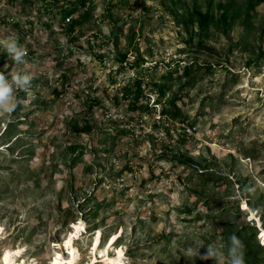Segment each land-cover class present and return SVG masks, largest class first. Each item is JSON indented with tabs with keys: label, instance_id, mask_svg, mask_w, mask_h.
I'll use <instances>...</instances> for the list:
<instances>
[{
	"label": "rangeland",
	"instance_id": "1",
	"mask_svg": "<svg viewBox=\"0 0 264 264\" xmlns=\"http://www.w3.org/2000/svg\"><path fill=\"white\" fill-rule=\"evenodd\" d=\"M84 2L63 20L80 0H0V72L31 77L0 114V257L22 246L50 264L73 234L87 264L100 229L101 248L117 232L123 264H231L233 234L245 264H264V0ZM226 8L240 17L199 24ZM193 61L213 68L184 77Z\"/></svg>",
	"mask_w": 264,
	"mask_h": 264
},
{
	"label": "trees",
	"instance_id": "2",
	"mask_svg": "<svg viewBox=\"0 0 264 264\" xmlns=\"http://www.w3.org/2000/svg\"><path fill=\"white\" fill-rule=\"evenodd\" d=\"M84 1L85 0H80L81 3L74 4L69 9H66V11L64 12L63 20H66V19L71 20L70 16L72 14H74L75 12H78L81 10V7L84 6V4H85ZM239 11L240 10L238 9L234 14H230L228 8H226L223 11L222 16L218 20H216L214 12H212L209 9L207 10V13L202 14L201 12H199V13H196V15H197V19L199 21V24L202 27H205V26H209L210 24L218 25L221 22H224L225 24L233 23L237 18L240 17ZM82 12H83L82 13V20H74L72 22V25H71L72 29L75 25L81 24L84 19H87V17H89L91 15V11L89 9H87L86 11H82ZM248 12H249V10H248ZM188 13L191 14L190 18L194 17L193 16L194 12L192 13V12L188 11ZM122 62H123V59L121 60V63ZM201 67H205V69H209V70L211 68H213L212 64H202V63H199L198 61H193V62H191L185 66L184 77H186V76L190 77V75L192 74V70H195V68L199 69ZM174 72L175 71L173 68L169 69L167 74L163 75L164 76L163 78L174 79L175 78ZM178 78L182 79L183 76L178 75ZM144 84H145V81L140 76H136L133 79V81L131 82V84L124 88L123 92L126 94V96L129 97L131 94L135 96L133 98V100H131V105L133 107H138V106H140V104L144 103L141 100V97L145 94L144 89H143ZM154 84L156 87H158V91H157L158 97L164 96L166 88H168V84L165 82H156V81L154 82ZM145 106L147 107V105H145ZM162 113L168 119L177 118L178 116L182 115V111L177 104V96L176 95L174 97H172L169 101H164ZM201 173H204V171Z\"/></svg>",
	"mask_w": 264,
	"mask_h": 264
},
{
	"label": "bare ground",
	"instance_id": "3",
	"mask_svg": "<svg viewBox=\"0 0 264 264\" xmlns=\"http://www.w3.org/2000/svg\"><path fill=\"white\" fill-rule=\"evenodd\" d=\"M248 206V205H247ZM247 208V207H246ZM75 230L78 232L81 229V225L75 223ZM1 237L3 236V232H1ZM117 233V232H116ZM116 233L112 235L108 241L105 248H101L102 241V231L99 229L93 239L92 242V259L87 264H123L124 252L123 249L119 248L116 251V254L113 255L111 253V249L117 243L119 239L117 238ZM262 236L264 237V230L262 232ZM119 246H117L118 248ZM68 249L66 253L67 256L61 251V249ZM116 248V247H115ZM114 248V249H115ZM59 249L55 253V256L52 258L50 264H83L81 263V251L80 248L75 243L74 235L71 234L65 239L64 243L59 244ZM25 247H15V248H5L0 257V264H39L37 258H26Z\"/></svg>",
	"mask_w": 264,
	"mask_h": 264
},
{
	"label": "clouds",
	"instance_id": "4",
	"mask_svg": "<svg viewBox=\"0 0 264 264\" xmlns=\"http://www.w3.org/2000/svg\"><path fill=\"white\" fill-rule=\"evenodd\" d=\"M4 45L14 61L17 63L24 62L23 58L27 52L22 46H18L15 40L5 41ZM30 81L31 77L28 75H21L20 73L14 72L11 74V79L9 80L0 72V114L11 113L15 110L17 106L15 90L20 89L26 91L30 85ZM229 239L232 245L229 249V254L232 257L231 264H245L243 243L235 234L231 235ZM188 252L190 255L199 254L192 249H189ZM216 256V251L209 246L205 258H213Z\"/></svg>",
	"mask_w": 264,
	"mask_h": 264
}]
</instances>
